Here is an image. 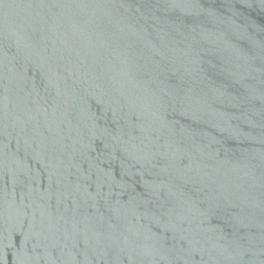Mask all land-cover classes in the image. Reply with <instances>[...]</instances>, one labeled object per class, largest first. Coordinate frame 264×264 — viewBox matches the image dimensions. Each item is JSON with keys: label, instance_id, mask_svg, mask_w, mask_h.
I'll list each match as a JSON object with an SVG mask.
<instances>
[{"label": "water", "instance_id": "1", "mask_svg": "<svg viewBox=\"0 0 264 264\" xmlns=\"http://www.w3.org/2000/svg\"><path fill=\"white\" fill-rule=\"evenodd\" d=\"M0 264H264V0H0Z\"/></svg>", "mask_w": 264, "mask_h": 264}]
</instances>
